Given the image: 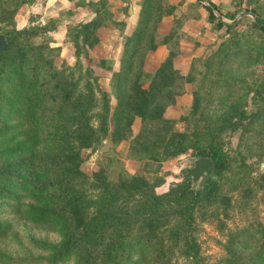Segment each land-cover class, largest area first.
Instances as JSON below:
<instances>
[{
    "label": "rangeland",
    "instance_id": "obj_1",
    "mask_svg": "<svg viewBox=\"0 0 264 264\" xmlns=\"http://www.w3.org/2000/svg\"><path fill=\"white\" fill-rule=\"evenodd\" d=\"M16 1L0 0V33L5 36L4 31L12 27L33 29L36 35L29 40L34 49L28 53L22 66L18 65V59L8 60V56L0 59V96L10 95L6 90L9 83L4 79L10 78L8 65H4L1 71L7 60L10 67L18 70L15 73H29V76L35 73L38 81L46 82L49 87L55 82V72L59 77H71L77 80L76 90L82 89L86 79L84 70L89 67L94 75L99 76L97 83L107 93L110 111L117 101L124 41L136 26L140 8L145 3L150 5L134 59L139 62L144 56L142 69L151 73L168 49L177 52L172 64L181 77L174 78L172 84L162 90L153 106L161 105L162 116L174 121L172 129L184 134L185 150L176 156L157 160V157H151L154 152H161V148L152 145L160 126L156 119L140 121L133 116L129 123L122 120L115 134L111 132L113 126L109 120L108 134L79 150L82 158L79 169L88 175L98 165L111 181L120 176L139 175L153 184L160 177L162 182L153 188L156 193L166 191L183 178L197 189V183H191L186 170L199 150L219 147L225 155L227 167L210 177L215 184L214 194L192 209V234L198 246L197 264H228L226 244L232 232L240 235V256L249 259L251 264H264V32L252 24L253 20L241 18L229 29L218 27L196 0L74 1L79 10L62 0H46L45 4L38 1L35 5V0H29L19 5L11 24L10 11ZM210 1L224 13L231 14L239 7L247 8L264 20V0ZM166 10L171 12L166 13ZM92 17L99 25L93 34L97 41L89 48L84 42V31L73 32L72 27ZM93 35L89 36L90 42L94 41ZM168 35L170 39L162 44ZM150 44L155 47L149 58L147 49ZM100 58L110 66L106 73L97 66ZM137 70L136 67L131 70L133 80ZM139 75L136 80H141ZM145 86L146 82L143 90ZM96 96L99 98L98 92ZM50 105L48 102L38 105L34 114L43 119L39 124L24 115L16 117L12 113V118L6 117L9 104H2L0 140H7L10 136L21 138L20 132L27 129L33 143L29 150L11 152L8 156L7 153L0 154V162L24 156L32 159L41 156L49 160L54 157L56 137L61 136L66 127L68 108L54 104L48 111ZM229 113L233 114L232 123L222 127L220 119ZM48 115L52 116V126L45 122H48ZM95 124L96 120H93L92 125ZM5 125L7 129L3 130ZM40 138H43L41 142ZM9 144L13 147L12 142ZM55 166L51 163L30 168L26 183L52 176ZM76 186L81 187L88 198L95 194L87 183L80 185L77 182ZM20 201L21 205L15 206L16 209L30 203L25 197ZM188 202L189 198H185L173 202L172 206L176 208ZM16 209L0 198V222L8 225L0 235V264H49L51 251L43 250L38 243L57 244L61 239L60 232L46 223L26 219ZM147 253L149 259L150 251ZM76 260L77 251L56 264H76ZM143 264H147V259H143ZM167 264L195 262L181 254L176 246L169 254Z\"/></svg>",
    "mask_w": 264,
    "mask_h": 264
},
{
    "label": "trees",
    "instance_id": "obj_2",
    "mask_svg": "<svg viewBox=\"0 0 264 264\" xmlns=\"http://www.w3.org/2000/svg\"><path fill=\"white\" fill-rule=\"evenodd\" d=\"M28 1L15 2L10 11L11 24L12 15L19 5ZM206 1L210 7L216 8L218 12L229 18L240 9L250 10L256 15L253 10L240 7L231 14L224 13L216 4L210 0ZM76 5L74 3L73 9L77 7ZM149 7L150 5L145 3L140 8L136 26L124 41L118 71L117 101L111 111L107 93L97 83L99 76L94 75L89 67L84 70L86 79L82 89L79 90H76L77 80L71 77H59L56 72L55 82L51 87L44 81H38L35 73L30 76L29 73H15L14 71L18 70L10 67L8 60L18 59V65L22 66L27 60L28 53L34 49L29 39L35 36L36 32L33 29L12 27L4 31L5 36L1 33L5 38L6 47L0 54V59L8 56V64L1 63V71L4 65H8L10 78L4 77V79L9 83L6 90L10 95L0 96V113L2 104H9L6 117L12 118V113L16 114V117L24 115L34 118L33 121L40 124L43 119L34 114L40 103H50L51 105L47 107L48 111L54 104L68 108L65 117L66 127L62 129V135L56 137L54 157L58 160L52 159L54 157L49 160L41 156L40 159L24 156L12 161L5 159L0 162V198L14 210L21 205L20 198H28L30 203L21 209L17 208L16 211L32 222L53 226V229L61 234L57 244L38 243L43 250L51 251L49 264L64 262L76 251V264H143V259H147V264H167L169 254L176 246L181 254L194 259L197 264L198 246L192 234L194 221L192 209L200 201L214 194L215 184L210 177H207L202 187L197 189L192 188L189 181L183 178L181 182L168 187L166 191L156 193L153 188L162 182L160 177L153 184L139 175L120 176L115 181H111L106 178L103 168L98 165L94 166L88 175L79 169V161L82 160L79 150L97 143L106 136L109 120L113 126L111 132L115 134L122 120L129 123L133 116L138 117L140 121L147 118L156 119L160 126L152 145L154 148H161V152H154L151 157H157V160L176 156L185 150L184 134L172 129L174 121L162 116L161 105L153 106L154 100L162 90L168 88L174 78L181 77L172 64L177 52L168 49L164 58L151 73L142 69L144 56L139 62L134 59ZM207 16L210 20H215L218 27L224 26L229 29L233 26L222 24L209 12ZM256 17L252 24L264 32V20L257 15ZM98 25L97 19L92 17L86 22L74 25L72 30L84 31V42H87V47L91 48L97 41L93 34ZM90 35H93L91 36L93 42L89 41ZM169 39L170 35L164 37L162 44L167 43ZM74 46L75 62H77L78 52L75 43ZM154 47V44H150L147 49L150 52L147 54L149 58ZM97 66L103 68L104 73L110 70V66H106L102 58L98 59ZM135 67L139 70L134 76L137 78L140 74L141 80L135 78L133 80L131 76V70ZM143 80L146 82L144 90ZM96 92L99 93V98ZM232 116L233 114L229 113L220 119L222 127L232 123ZM47 118L48 122H45L52 126V116L48 115ZM93 120H96L95 125H92ZM7 125L3 126V130L7 129ZM46 126L43 127L50 129ZM232 127H235V124H232ZM20 134L23 136L18 139L10 136L7 140L5 138L0 140L1 155L7 153L8 156L11 152L18 153L31 148L33 142H30L32 138L27 129L22 130ZM41 140L43 138H40L39 142ZM9 141L13 143V147ZM197 157H205L212 162L213 174H220L227 167L225 155L217 146L199 150ZM51 163L52 166L56 165L52 176H48L43 181L26 183V175L30 168L35 169ZM186 175L189 176L187 172ZM77 182H80V185L87 183L88 188L95 190L93 197H86L81 187L76 186ZM185 198H189L187 204L176 208L172 206L173 202ZM7 226L0 222V235ZM262 236L264 240V232ZM239 237L238 233L230 234L226 244L228 254L226 261L228 264H251L249 259H244L239 254ZM147 251H150L149 259L146 257Z\"/></svg>",
    "mask_w": 264,
    "mask_h": 264
},
{
    "label": "water",
    "instance_id": "obj_3",
    "mask_svg": "<svg viewBox=\"0 0 264 264\" xmlns=\"http://www.w3.org/2000/svg\"><path fill=\"white\" fill-rule=\"evenodd\" d=\"M196 2L207 12L212 14L214 18L226 26L236 24V22L243 17L249 18L250 20H255L257 18L254 13L246 9L238 10L231 18H229L218 12L216 8L210 7L206 0H196ZM5 47V38L0 33V53L5 50ZM186 172L190 176L191 183H197V187L200 188L204 184L205 179L213 175V165L212 162L205 157H196L192 160V164Z\"/></svg>",
    "mask_w": 264,
    "mask_h": 264
},
{
    "label": "crops",
    "instance_id": "obj_4",
    "mask_svg": "<svg viewBox=\"0 0 264 264\" xmlns=\"http://www.w3.org/2000/svg\"><path fill=\"white\" fill-rule=\"evenodd\" d=\"M38 1H40L41 4H45V1H46V0H35V1H34V5H35V3L37 4ZM62 1H63V2H66V3H68V4H71L72 6H74V1H75V0H62ZM32 4H33V3H32ZM79 9H80V7H78V6L75 7V10H79Z\"/></svg>",
    "mask_w": 264,
    "mask_h": 264
}]
</instances>
